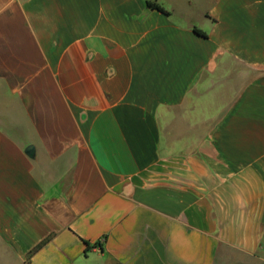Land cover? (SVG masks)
I'll return each mask as SVG.
<instances>
[{
    "label": "crops",
    "instance_id": "obj_1",
    "mask_svg": "<svg viewBox=\"0 0 264 264\" xmlns=\"http://www.w3.org/2000/svg\"><path fill=\"white\" fill-rule=\"evenodd\" d=\"M0 264H264V0H0Z\"/></svg>",
    "mask_w": 264,
    "mask_h": 264
},
{
    "label": "trees",
    "instance_id": "obj_2",
    "mask_svg": "<svg viewBox=\"0 0 264 264\" xmlns=\"http://www.w3.org/2000/svg\"><path fill=\"white\" fill-rule=\"evenodd\" d=\"M147 7H148V9H150L152 11H158V12L163 13L165 15H170V13L163 6L158 4L157 2H147ZM194 32L200 37H203V38L208 37L206 33H204L203 31H201L197 28H194ZM40 247L41 246H39L38 249Z\"/></svg>",
    "mask_w": 264,
    "mask_h": 264
},
{
    "label": "rangeland",
    "instance_id": "obj_3",
    "mask_svg": "<svg viewBox=\"0 0 264 264\" xmlns=\"http://www.w3.org/2000/svg\"><path fill=\"white\" fill-rule=\"evenodd\" d=\"M205 3H202L201 1H198V6L196 8H205ZM230 259H232V256L231 254H229ZM249 262V261H248Z\"/></svg>",
    "mask_w": 264,
    "mask_h": 264
}]
</instances>
